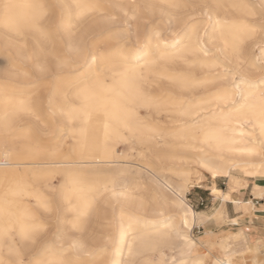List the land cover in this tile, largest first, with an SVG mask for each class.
I'll return each mask as SVG.
<instances>
[{
  "label": "bare ground",
  "instance_id": "bare-ground-1",
  "mask_svg": "<svg viewBox=\"0 0 264 264\" xmlns=\"http://www.w3.org/2000/svg\"><path fill=\"white\" fill-rule=\"evenodd\" d=\"M105 2L0 0V36L12 49L8 64L30 57L21 53L30 35L37 43L50 45L58 67L71 69L68 82L55 83L46 98L0 88V264H76L77 259L99 252L108 253L101 264H165L162 253L154 252L156 260L145 253L170 237L180 243L174 246L176 263L170 264H204V255L188 235L196 221L208 217L185 201L193 186L191 170L173 172L169 167L168 173H161L155 165L191 164L211 179L227 177L230 191L246 183L236 171L264 177V77L255 81L240 74L236 79L225 70V61L233 57L235 64L245 62L247 70L254 65L247 46L256 30L258 4L251 0ZM110 5L130 13L136 20L133 27L122 21L111 32L114 21L97 16ZM198 5L206 15L202 21L190 23L179 17L184 9ZM146 10L149 16L158 14L171 37L165 38L162 28H142L139 22ZM87 17H93L91 25L76 37L67 34ZM51 24L57 26L55 33ZM91 26L97 36L120 40L108 56L89 53L85 33ZM214 41L222 58L209 56L207 44ZM61 50L62 57L57 55ZM34 67L40 75L48 72L44 65ZM216 68L218 75L195 74ZM163 79L172 89L153 92V84ZM28 116L38 118L50 132H64L49 152H41L28 139V130L21 125ZM10 133L21 139L20 151L3 145ZM134 140L152 161L128 164L118 143L128 142L131 152ZM53 174L61 175L57 190L52 184L45 185L46 191L34 185ZM211 189L223 200L232 199L230 191L222 193L213 184ZM253 190L261 196L264 186ZM57 210L64 223L59 236L68 244L56 253L46 242L30 262H24L23 255L38 240L42 215ZM220 244L223 254L213 255L212 264H243L224 239ZM252 263L261 264L255 258Z\"/></svg>",
  "mask_w": 264,
  "mask_h": 264
},
{
  "label": "rangeland",
  "instance_id": "rangeland-1",
  "mask_svg": "<svg viewBox=\"0 0 264 264\" xmlns=\"http://www.w3.org/2000/svg\"><path fill=\"white\" fill-rule=\"evenodd\" d=\"M99 3H103L107 5L105 0H95ZM254 3L258 4L260 8V14L255 18L256 30L248 39L247 51L251 59L254 61V65L250 67L248 70L245 68V62H240L239 64H235V58L233 57L231 61L226 62V69L229 74L234 75V78L239 79L240 74L248 75V77L252 80L258 81L261 77H264V4L260 2V0H251ZM111 6V5H110ZM201 6L195 8L184 9L181 12V16L185 17L186 21L190 23L202 21L203 18L206 17L205 11L200 10ZM165 14V12L163 13ZM158 14L149 16L147 14V10L143 12V17L145 19L141 20V25L143 29H147L148 27H157L162 28L161 34L166 37H171L172 34L167 28H163V23L158 20ZM97 16L100 19H108L114 21L113 26L115 29H112L111 32L118 30V27L121 25L120 22L126 23L129 27H133L136 20L130 13L124 12L121 8H117L116 6H111L110 8H106L105 11H101L97 13ZM93 17H87L83 23V25L73 31H68L67 34L71 37H76L83 30V27H87L91 25ZM195 19V20H194ZM60 20V18H58ZM52 32H56V25H49ZM91 26L87 28V32L85 33L86 42L90 48V54L96 55H109L111 51L117 48L119 39H114L111 35H96ZM91 31V32H90ZM60 33V32H59ZM27 44L21 47V53L24 55H29L30 57L24 56L20 58H15V60L11 61L10 64L6 62L8 56L12 54V49L10 45L7 44V38L4 36H0V88L3 90L13 91V93L18 94V92L29 93L31 97H43L46 98L49 91L52 90L55 83L63 84L68 82L69 76L67 73L71 70L67 67H58L56 58L52 55V51L50 45L47 43H37L33 40V38L28 35ZM12 41L11 39H8ZM128 44V42H126ZM213 43V44H211ZM210 46V47H209ZM207 49L209 50V56L222 58V50L217 42H210L207 44ZM108 51L107 53H104ZM261 51V52H260ZM64 50L58 52V56L63 55ZM103 53V54H102ZM258 60H257V59ZM98 61V60H97ZM258 61V62H257ZM257 62V64H256ZM36 64H41L46 66L48 72L44 75H40L38 70L34 67ZM256 65V66H255ZM99 62L96 63V67L98 68ZM235 67V68H234ZM253 68V69H252ZM83 69H80L76 75H79ZM219 69H215L213 71H200L197 70L195 72L196 76H202L203 74L213 76L219 74ZM39 79V80H38ZM215 83L212 82L209 87H215ZM167 89H172V85L166 81L161 80L158 83H154L151 90L155 93H162L163 91H167ZM68 101V99H65ZM143 114V111H141ZM32 116V115H31ZM29 117V119H28ZM27 119L21 122V125H24V128L28 130V139L30 141H34L36 143V147L43 153L49 152L53 149L52 145L59 141V134H63L64 132H50L49 127L41 123L38 118L28 116ZM163 120L162 118H160ZM158 122V121H157ZM162 126H166V123H160ZM63 127L67 125L63 124ZM48 127V128H47ZM18 139L14 144H10L11 140ZM3 145H8V147L13 148L15 151L21 150V139L15 137L14 134L10 133L7 139H3ZM118 151H123L126 160L129 165H136L135 163L139 162H150L152 158L147 150H141L140 145L134 140L132 143V147L134 150L131 152L128 150V142H119L118 143ZM165 149H167L165 147ZM157 169L160 170L161 173H168L169 170H165L169 167H172L173 172H177L178 170H182L185 168H190L191 170V179L193 186L190 187L188 192L186 193V203L192 206L194 210H198L201 206L195 205V202L189 198V191L193 192L197 189V183L200 184L201 187H208V184H212V180L208 173H205L201 169L192 166L191 164L184 163H173V164H156ZM244 175H248L244 172L240 173L238 171L235 172V175L242 178ZM54 175V176H53ZM51 176H46L40 179L39 181H35L34 185L39 186L40 189L45 190L46 184H52L53 189L57 190L59 184L61 182L60 174H53ZM250 178V177H249ZM247 179V178H246ZM201 180V181H200ZM228 178L227 177H218L214 179L217 182L219 187H223L226 185ZM253 180V179H251ZM221 182H225L221 184ZM210 184V185H211ZM209 185V186H210ZM149 195L145 196L147 199ZM251 204V203H250ZM241 207V206H240ZM242 208V207H241ZM244 208V207H243ZM251 206L246 210L250 211ZM59 211L49 212L42 215V223L41 229L38 232V240L36 241V245L30 250H27L23 255L24 262H30V257L34 256L37 252L38 248L48 242L49 246L52 247L54 252H60L63 250L68 244L65 238H60L59 233L64 228V223L60 220ZM201 221H196L193 226L189 229L188 235L194 239L196 242L197 249L204 255L203 260L204 264H212L213 255L221 256L223 254V250L221 248V240L224 239L225 244L230 247L229 249L233 252V257L236 259H243V264H253L252 261L258 259L261 264H264V239L262 240H248L245 233L241 232L242 229L238 228L232 224H226L223 228L226 227L227 230L222 232L220 236L215 235L212 232H207L205 237L199 238L201 235L200 224ZM241 230V231H240ZM233 233H238V237H234ZM217 238L218 240H215ZM235 238V239H234ZM179 241L175 240L173 237H170L162 244H158L155 249L152 251H148L145 253L146 257L149 259L156 260V253L160 252L163 255L165 260V264L174 262L176 263V259L178 258L177 248L174 246L179 245ZM198 244V245H197ZM203 245V246H202ZM230 245V246H229ZM39 246V247H38ZM210 250V251H208ZM212 251V252H211ZM149 253V254H148ZM108 253H96L93 257H87L84 259H77L75 261L76 264H101L106 258ZM218 254V255H217ZM154 256V257H153ZM29 260V261H28ZM240 262V261H239Z\"/></svg>",
  "mask_w": 264,
  "mask_h": 264
},
{
  "label": "crops",
  "instance_id": "crops-1",
  "mask_svg": "<svg viewBox=\"0 0 264 264\" xmlns=\"http://www.w3.org/2000/svg\"><path fill=\"white\" fill-rule=\"evenodd\" d=\"M218 177L222 176H217L214 179ZM243 178H247L245 185L242 188L231 191L227 183L223 188L219 187L214 179H211L212 184L221 190L222 193L230 191L232 199L223 200L221 196L214 194L211 189V182V185L208 184L206 188L201 187L199 182L196 185L197 189L193 192L189 191V198L195 202V205H201L196 211L202 212L205 215L208 214L207 219L199 225L201 231L199 238L205 237L207 232L220 236L222 232L227 230L226 227H223L226 224H232L237 229H242L243 231H240L246 234L248 240L264 239V191L261 196H256L253 190L254 186H264V177L257 179L254 176L243 174ZM224 183L221 182V184ZM233 200L238 201V204H235ZM250 203L252 204V208L250 211H246L251 206ZM216 211L221 213L220 216L212 215ZM230 219H236V223L230 222ZM215 240L218 239L215 238Z\"/></svg>",
  "mask_w": 264,
  "mask_h": 264
},
{
  "label": "built area",
  "instance_id": "built-area-1",
  "mask_svg": "<svg viewBox=\"0 0 264 264\" xmlns=\"http://www.w3.org/2000/svg\"><path fill=\"white\" fill-rule=\"evenodd\" d=\"M200 204H202V203L200 202Z\"/></svg>",
  "mask_w": 264,
  "mask_h": 264
}]
</instances>
